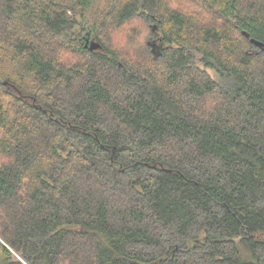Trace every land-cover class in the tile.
I'll return each instance as SVG.
<instances>
[{
    "label": "trees",
    "instance_id": "16d2710c",
    "mask_svg": "<svg viewBox=\"0 0 264 264\" xmlns=\"http://www.w3.org/2000/svg\"><path fill=\"white\" fill-rule=\"evenodd\" d=\"M0 264H264V0H0Z\"/></svg>",
    "mask_w": 264,
    "mask_h": 264
},
{
    "label": "water",
    "instance_id": "95a60500",
    "mask_svg": "<svg viewBox=\"0 0 264 264\" xmlns=\"http://www.w3.org/2000/svg\"><path fill=\"white\" fill-rule=\"evenodd\" d=\"M86 42L87 43L85 45L88 46V48L90 50H96V49H98L100 47V44L98 42L94 41V40H90L89 44H88L89 40H86ZM251 42L254 43L255 45H258V46L262 47V44L260 42H258V41H255V40L251 39Z\"/></svg>",
    "mask_w": 264,
    "mask_h": 264
},
{
    "label": "rangeland",
    "instance_id": "374dc122",
    "mask_svg": "<svg viewBox=\"0 0 264 264\" xmlns=\"http://www.w3.org/2000/svg\"><path fill=\"white\" fill-rule=\"evenodd\" d=\"M127 30H128V29H127ZM122 34H124V32H123ZM116 38H117V37H116ZM118 38H119V37H118ZM118 38H117V39H118ZM113 45H114V44H113Z\"/></svg>",
    "mask_w": 264,
    "mask_h": 264
},
{
    "label": "flooded vegetation",
    "instance_id": "af4514ba",
    "mask_svg": "<svg viewBox=\"0 0 264 264\" xmlns=\"http://www.w3.org/2000/svg\"><path fill=\"white\" fill-rule=\"evenodd\" d=\"M87 43V42H86ZM90 43V41L88 42V44Z\"/></svg>",
    "mask_w": 264,
    "mask_h": 264
}]
</instances>
